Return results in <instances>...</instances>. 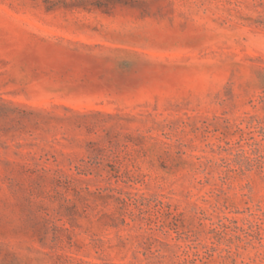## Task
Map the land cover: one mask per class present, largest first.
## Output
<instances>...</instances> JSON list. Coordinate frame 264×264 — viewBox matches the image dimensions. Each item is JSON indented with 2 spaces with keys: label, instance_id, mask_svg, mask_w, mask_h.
Instances as JSON below:
<instances>
[{
  "label": "rangeland",
  "instance_id": "374dc122",
  "mask_svg": "<svg viewBox=\"0 0 264 264\" xmlns=\"http://www.w3.org/2000/svg\"><path fill=\"white\" fill-rule=\"evenodd\" d=\"M0 264H264V0H0Z\"/></svg>",
  "mask_w": 264,
  "mask_h": 264
}]
</instances>
